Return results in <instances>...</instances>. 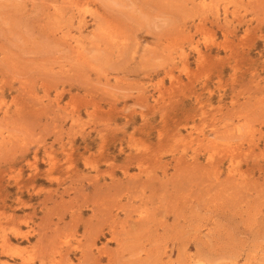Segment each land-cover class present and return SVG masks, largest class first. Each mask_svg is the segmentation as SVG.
I'll use <instances>...</instances> for the list:
<instances>
[{"label":"rangeland","instance_id":"obj_1","mask_svg":"<svg viewBox=\"0 0 264 264\" xmlns=\"http://www.w3.org/2000/svg\"><path fill=\"white\" fill-rule=\"evenodd\" d=\"M0 264H264V0H0Z\"/></svg>","mask_w":264,"mask_h":264},{"label":"bare ground","instance_id":"obj_2","mask_svg":"<svg viewBox=\"0 0 264 264\" xmlns=\"http://www.w3.org/2000/svg\"><path fill=\"white\" fill-rule=\"evenodd\" d=\"M34 166H35V165H34ZM35 168H36V167H35ZM35 171H36V170H35ZM35 171H34V172H35ZM30 181H31V180H30ZM33 181H34V180H33Z\"/></svg>","mask_w":264,"mask_h":264}]
</instances>
